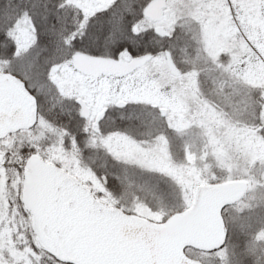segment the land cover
Listing matches in <instances>:
<instances>
[{
  "label": "snow or ice",
  "instance_id": "snow-or-ice-1",
  "mask_svg": "<svg viewBox=\"0 0 264 264\" xmlns=\"http://www.w3.org/2000/svg\"><path fill=\"white\" fill-rule=\"evenodd\" d=\"M0 264H264V0H0Z\"/></svg>",
  "mask_w": 264,
  "mask_h": 264
}]
</instances>
